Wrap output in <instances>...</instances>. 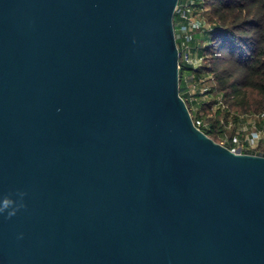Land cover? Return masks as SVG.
<instances>
[{
    "label": "water",
    "instance_id": "obj_1",
    "mask_svg": "<svg viewBox=\"0 0 264 264\" xmlns=\"http://www.w3.org/2000/svg\"><path fill=\"white\" fill-rule=\"evenodd\" d=\"M179 0H0V264H264V155L180 93Z\"/></svg>",
    "mask_w": 264,
    "mask_h": 264
},
{
    "label": "trees",
    "instance_id": "obj_2",
    "mask_svg": "<svg viewBox=\"0 0 264 264\" xmlns=\"http://www.w3.org/2000/svg\"><path fill=\"white\" fill-rule=\"evenodd\" d=\"M189 1L192 12L201 11L210 29L202 33L208 42L197 47L203 55L202 65L182 64L180 55V93L186 86L183 75L187 71L192 80L209 85L212 96L203 102L202 110L211 126L202 129L219 139L218 125L223 116L264 110V0ZM177 19L175 13L174 22ZM218 95L227 107L214 112ZM194 121L197 124L195 117Z\"/></svg>",
    "mask_w": 264,
    "mask_h": 264
},
{
    "label": "built area",
    "instance_id": "obj_3",
    "mask_svg": "<svg viewBox=\"0 0 264 264\" xmlns=\"http://www.w3.org/2000/svg\"><path fill=\"white\" fill-rule=\"evenodd\" d=\"M190 3L191 1L189 0L178 2L175 9L178 19L174 22V28L177 30V32L175 31V35L179 53L182 57V64L188 63L193 67H199L203 63V55L198 52L195 55L192 54L191 49L193 46L191 45L190 40L194 35V32L196 33L199 31L205 33L206 29H210V27H208L209 23L205 20L204 16L197 17L193 14ZM198 50L199 49H197V51ZM190 77L192 76H185L183 78L187 87H193V89L198 91L210 92V87L203 86L201 80H192ZM206 95L208 94H205L204 97H206ZM185 100H187V98H185ZM189 101L187 100L186 102L187 104L189 103V109L192 114V108ZM226 107L227 105L223 101L222 95H218L212 106V110L214 112L217 110L223 111L226 110ZM209 115L212 116L213 114L211 113ZM197 125L199 126V124ZM199 127L201 128V126ZM218 127V135L220 137L219 140H217L218 142L226 145L233 151L264 155V135L262 133V129L264 128V110L237 114L231 113L229 116H223L220 119Z\"/></svg>",
    "mask_w": 264,
    "mask_h": 264
},
{
    "label": "rangeland",
    "instance_id": "obj_4",
    "mask_svg": "<svg viewBox=\"0 0 264 264\" xmlns=\"http://www.w3.org/2000/svg\"><path fill=\"white\" fill-rule=\"evenodd\" d=\"M194 11L195 10H193V14L196 15L197 17L203 16L201 11H197L196 13H194ZM208 27H210V24H208ZM175 31L177 32V30H175ZM202 38H203V34L194 32L193 41L191 43V45L193 46L191 49L193 55H195L197 52L200 53V50L197 51V49H198L197 47H199V45L202 46V45H204L205 42L206 43L208 42V38L204 36L205 41L203 43H201ZM185 76L186 77L191 76V72L190 73H189V71L185 72L183 78ZM203 86L208 87L209 85L203 84ZM181 92H182V94H184L183 96L185 98H187L188 101L190 98L189 102H190V104H191L190 106L192 108L193 119L195 117L197 124H199V126H201V128L209 129L211 124L209 123L208 120L205 119V113L201 109V106H202V103L204 101H206L207 99H209L212 96L211 95L212 93L207 92V91H201V90L198 91L196 89H193V87L192 88L187 87V85L183 88V91H181ZM205 94H208V95H206V97H204ZM231 127H233V126H231ZM262 133L264 135V128L262 129ZM215 139L219 140L216 136H215Z\"/></svg>",
    "mask_w": 264,
    "mask_h": 264
},
{
    "label": "clouds",
    "instance_id": "obj_5",
    "mask_svg": "<svg viewBox=\"0 0 264 264\" xmlns=\"http://www.w3.org/2000/svg\"><path fill=\"white\" fill-rule=\"evenodd\" d=\"M26 195V193L24 192H19L18 196H19V200L18 201H14L13 199H11L10 197L6 196L3 198L2 201H0V214L3 213H7V217L8 219H10L11 217H13L17 211H19L22 208H25L26 205L23 202V198Z\"/></svg>",
    "mask_w": 264,
    "mask_h": 264
},
{
    "label": "crops",
    "instance_id": "obj_6",
    "mask_svg": "<svg viewBox=\"0 0 264 264\" xmlns=\"http://www.w3.org/2000/svg\"><path fill=\"white\" fill-rule=\"evenodd\" d=\"M196 33H201V32H199V31H197ZM202 34V33H201ZM193 35V34H192ZM194 36V35H193ZM193 36H192V38H191V40H190V43H192V41H193ZM205 41V38H204V35H203V38H202V42L201 43H203ZM205 102V101H204Z\"/></svg>",
    "mask_w": 264,
    "mask_h": 264
}]
</instances>
